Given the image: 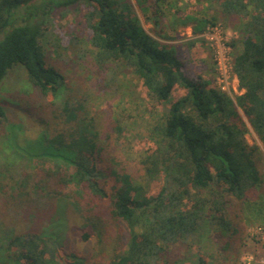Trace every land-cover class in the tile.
Here are the masks:
<instances>
[{
	"label": "trees",
	"instance_id": "trees-1",
	"mask_svg": "<svg viewBox=\"0 0 264 264\" xmlns=\"http://www.w3.org/2000/svg\"><path fill=\"white\" fill-rule=\"evenodd\" d=\"M169 3L154 0L150 10L155 26L166 19ZM212 3L219 7L218 16L189 19L199 22L193 27L195 36L208 26H221L219 18L238 23L239 38L230 44L244 90L237 106L214 80L190 74L175 47L125 16L117 0H0V83L22 66L30 85L43 98L54 99L38 109L46 152L40 154L39 149L27 157L51 160L66 170L60 165L39 171V181L34 173V187L44 179L46 187L40 189L62 197L73 184L104 203L102 214H109L119 229L112 233L110 219L99 214L92 222L99 243L111 250L107 264H182L186 255L178 260L173 248H199L212 229L232 237L225 250L238 241L245 247L243 222L264 221V153L246 138L250 127L264 145V0ZM83 6L92 8L85 18L98 64L132 70L159 104H168L166 119L157 129V147L139 154L133 166L116 145L123 127L88 107L84 97L66 91L64 76L47 59L43 39L52 16ZM202 43L200 37L190 42ZM178 90L184 94L175 97ZM7 120L0 103V124ZM155 182L160 185L152 193ZM66 242L63 231L44 230L15 236L5 246L17 264H87L83 256L66 251Z\"/></svg>",
	"mask_w": 264,
	"mask_h": 264
},
{
	"label": "rangeland",
	"instance_id": "rangeland-1",
	"mask_svg": "<svg viewBox=\"0 0 264 264\" xmlns=\"http://www.w3.org/2000/svg\"><path fill=\"white\" fill-rule=\"evenodd\" d=\"M117 1L125 16L132 21L138 20L145 31L161 43L173 45L178 58L186 64L190 74L201 73L211 81L215 80L210 45L201 35L193 34V27L199 22L189 18L201 20L218 16L217 4L212 3V0H170L165 7L167 17L158 27L152 20L150 10L154 0ZM91 9L83 6L77 12L52 16L49 31L43 39L47 59L64 76L66 91L69 90L72 96L84 97L88 107L116 120L123 127L124 133L116 141V145L121 150L120 156L124 161L133 166L139 154L157 147V129L166 119L168 104H159L132 70L113 64L104 68L98 64L97 50L90 43L91 32L85 18V14ZM179 19L189 23L184 26ZM218 22L224 31V39L230 46L239 38L236 31L238 23H229L221 18ZM197 37L201 38L203 45L190 44ZM231 53L234 86L231 94H226L237 106V99L244 90H241L235 73L233 49ZM183 94V90H178L174 96ZM53 100L51 95L43 98L30 85L22 66L14 69L0 83V103L5 106L8 119L0 124V264H17V261L9 259L10 251L5 246L11 238L44 230L63 231L67 241L66 251L83 256L87 259V264H107L111 250L99 243L98 233L92 222L99 214L104 220L110 219L107 227L112 233L116 234L119 229L109 214H102L104 203L88 198L83 190L73 184L67 187L65 196L62 197L52 196L46 189H40L46 187L44 179L37 188L33 184L39 171L57 170L61 165L44 158L27 157L28 153L36 154L39 149L40 154L46 152L40 141L43 126L38 109L42 102ZM237 109L248 124L242 110ZM246 138L251 145H258L264 153V145L250 127ZM60 167L66 170L64 165ZM130 170L135 174L133 169ZM37 176V181L43 178L42 174ZM159 185L157 182L152 183L151 192L157 191ZM109 188L110 186L108 190ZM21 198L24 200L19 201ZM243 223L246 228L243 237L245 247L238 241L234 248L225 250L226 242L230 244L232 237H221L216 229H212L209 234L204 235L199 248L194 245L192 249H188L183 244L173 248V254L176 258L179 257L178 260L186 255L182 264H245L244 258L248 256L252 257V264H260L264 262V245L257 241L248 242L247 230L264 221L258 220L251 225ZM85 234L88 235L87 240L84 238ZM63 256L64 253L61 252L59 260Z\"/></svg>",
	"mask_w": 264,
	"mask_h": 264
},
{
	"label": "built area",
	"instance_id": "built-area-1",
	"mask_svg": "<svg viewBox=\"0 0 264 264\" xmlns=\"http://www.w3.org/2000/svg\"><path fill=\"white\" fill-rule=\"evenodd\" d=\"M201 37L210 45L212 62L216 72L214 80L216 87L225 94H231L234 86V82L232 81V48L224 39V31L222 30V27L220 25L208 26ZM235 81H237V78ZM247 241L252 243H255L256 241L260 243L262 242L264 245V224L248 228ZM244 259H246L245 264H252L253 262V259L250 256L247 258L245 257ZM260 264H264V262H260Z\"/></svg>",
	"mask_w": 264,
	"mask_h": 264
}]
</instances>
